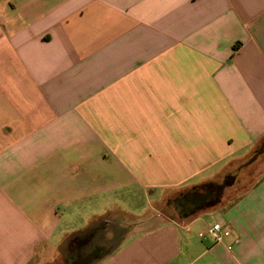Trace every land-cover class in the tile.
I'll use <instances>...</instances> for the list:
<instances>
[{"label":"crops","instance_id":"crops-1","mask_svg":"<svg viewBox=\"0 0 264 264\" xmlns=\"http://www.w3.org/2000/svg\"><path fill=\"white\" fill-rule=\"evenodd\" d=\"M262 138L264 0H0V264H264V168L160 210Z\"/></svg>","mask_w":264,"mask_h":264},{"label":"rangeland","instance_id":"rangeland-1","mask_svg":"<svg viewBox=\"0 0 264 264\" xmlns=\"http://www.w3.org/2000/svg\"><path fill=\"white\" fill-rule=\"evenodd\" d=\"M263 155L258 156L256 159L259 158V160L257 161L256 159H253L250 162H248L249 161V157H248L236 164H232L226 169L225 172H229L233 174H230L229 176H227L225 181L224 179H222V176L218 179V181H216L219 184L222 183V187H223L220 193L221 195H219V199H218L219 201L222 198L223 193H227L226 199H228V197L234 193L239 194L245 188H247L261 174L264 168V157H262L261 160H260V157ZM206 187L207 185H205L204 187H201L202 189L201 188L196 189V191L204 190ZM150 201L151 203L156 202L154 197H152ZM160 210L165 216H168L171 218L178 217L177 211L171 199L162 200L160 203ZM117 228H118L117 229L118 232H115L114 238L112 239V241L108 239L112 235V232L110 231L112 229H106L105 231L100 230V235L97 236V241H99L100 243H103L104 245H106L105 243H108V246L106 247L111 248V246L115 243L117 237L119 236V232H120L119 229L121 228L119 227ZM192 233H194V231H192ZM195 234H196V230H195Z\"/></svg>","mask_w":264,"mask_h":264},{"label":"flooded vegetation","instance_id":"flooded-vegetation-1","mask_svg":"<svg viewBox=\"0 0 264 264\" xmlns=\"http://www.w3.org/2000/svg\"><path fill=\"white\" fill-rule=\"evenodd\" d=\"M223 189L222 185L218 186H207L204 190H192L191 192L195 193H201L205 194L206 192H209V198L205 199L201 206L208 205L210 203H214L215 201H218L219 195L221 193V190ZM179 204L177 205V209L179 210L180 213H187L191 212L192 213V207L196 204L195 198H182V195H179ZM178 198V197H177ZM176 197L174 198V200ZM196 209V208H195ZM194 209V210H195ZM92 238L90 240H87V243H85V246H82L78 250L81 251L80 254L76 255V258L73 259L71 264H90V262L93 260L94 254L101 252L106 246H108V243H100L97 241V236L98 235H91ZM112 241V239H111ZM109 242V241H108Z\"/></svg>","mask_w":264,"mask_h":264},{"label":"built area","instance_id":"built-area-1","mask_svg":"<svg viewBox=\"0 0 264 264\" xmlns=\"http://www.w3.org/2000/svg\"><path fill=\"white\" fill-rule=\"evenodd\" d=\"M210 236L211 239L215 242H223L226 237H229L231 235V230L227 227H223L220 223H213L210 226L207 227L205 231L199 232V236ZM239 237L234 236L232 238L231 243L226 245L227 249H230L232 244L238 243Z\"/></svg>","mask_w":264,"mask_h":264},{"label":"trees","instance_id":"trees-1","mask_svg":"<svg viewBox=\"0 0 264 264\" xmlns=\"http://www.w3.org/2000/svg\"><path fill=\"white\" fill-rule=\"evenodd\" d=\"M263 154H264V138H262V139H260V140L258 141V143H257L256 146L253 148L252 152L250 153V155H249L248 157H249V160H253V159H256L258 156L263 155ZM230 174H233V173H229V172H225V171H224V173L221 175V176H222V179H224V181H225L226 177L229 176ZM231 176H232V175H231ZM205 185H207V186H218V185H222V183L219 184V183H217L216 181H210V182L204 183V184L201 185V186L204 187ZM96 233H97V232H96ZM93 235H95V233H94ZM95 236H96V235H95ZM77 253L80 254L81 251L78 250ZM95 257H96V255H94L93 259H94Z\"/></svg>","mask_w":264,"mask_h":264},{"label":"water","instance_id":"water-1","mask_svg":"<svg viewBox=\"0 0 264 264\" xmlns=\"http://www.w3.org/2000/svg\"><path fill=\"white\" fill-rule=\"evenodd\" d=\"M251 160H249L248 162H250ZM195 198L196 200V204L192 207V210H194L195 208L201 206L202 202L205 199L209 198V192H206L205 194H201V193H195V192H185L182 194V198ZM179 199L180 197L176 198L175 200H172V203L175 205V207L177 208V205L179 204Z\"/></svg>","mask_w":264,"mask_h":264}]
</instances>
